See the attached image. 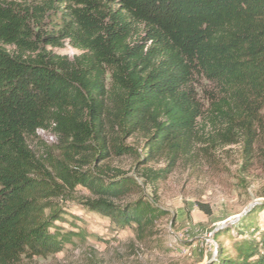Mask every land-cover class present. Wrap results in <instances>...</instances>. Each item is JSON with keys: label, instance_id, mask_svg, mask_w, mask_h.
Instances as JSON below:
<instances>
[{"label": "trees", "instance_id": "trees-1", "mask_svg": "<svg viewBox=\"0 0 264 264\" xmlns=\"http://www.w3.org/2000/svg\"><path fill=\"white\" fill-rule=\"evenodd\" d=\"M51 13L59 18L46 25ZM66 44L80 53L53 52ZM198 79L211 85L204 95ZM207 129L208 144L242 143L249 158L264 139V0H0V264L45 259L81 237L57 225L78 187L90 193L83 209L153 237L168 213L124 202L136 182L99 164L164 161L140 173L156 189ZM40 130L58 138V153L32 149ZM138 136L141 154L126 145ZM263 212L250 211L237 235L215 232L208 264H264Z\"/></svg>", "mask_w": 264, "mask_h": 264}, {"label": "rangeland", "instance_id": "rangeland-1", "mask_svg": "<svg viewBox=\"0 0 264 264\" xmlns=\"http://www.w3.org/2000/svg\"><path fill=\"white\" fill-rule=\"evenodd\" d=\"M4 1L43 5L46 0ZM57 5H60L58 11L63 9L61 4ZM49 15L46 25L59 18L54 13ZM52 50L70 58L80 53L69 44ZM195 85L201 95L211 86L202 79ZM209 132L210 129L198 130L192 156L180 160L156 189L146 184L140 173L145 168H163L164 161L142 165L140 156L132 155L111 156L99 164L103 169L121 170L136 182L122 198L124 202L144 199L168 213L157 222L153 237L140 241L134 229L117 231L110 219L83 209L79 202L90 193L78 187L68 200L59 203L65 222L57 225L64 232L80 233L81 237H74L73 243L56 255L45 259H23L18 264H208L218 244L214 233L231 229L233 235H237L234 229L238 223L264 203V139L255 143L249 158L242 143L231 146L222 142L208 144ZM38 138L43 145L31 144L36 153L41 155L45 145L58 153L59 141L54 134L40 130ZM126 145L134 146L139 154L142 153L139 136L128 140ZM200 205L209 207L210 214ZM256 220L264 228V212L256 213Z\"/></svg>", "mask_w": 264, "mask_h": 264}]
</instances>
